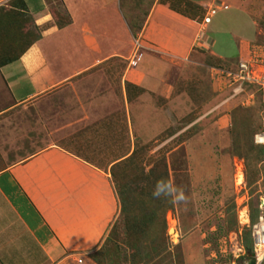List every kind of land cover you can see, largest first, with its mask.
<instances>
[{
	"label": "rangeland",
	"instance_id": "rangeland-1",
	"mask_svg": "<svg viewBox=\"0 0 264 264\" xmlns=\"http://www.w3.org/2000/svg\"><path fill=\"white\" fill-rule=\"evenodd\" d=\"M145 2L126 16L133 34ZM169 3L184 8L182 0ZM9 5L0 0V62L20 50L24 29H31L28 19L24 26L21 17L10 22ZM233 7L218 9L207 26L247 30ZM249 11L257 36L246 60L262 79L264 0H252ZM222 33L207 35L225 46ZM131 43L119 60L93 67L83 83L8 112L0 123V168L55 143L108 172L118 203L106 232L112 240L78 254L77 264H247L254 257L253 226L264 211V89L226 74L235 62L196 49V74H160L149 95L124 79L123 91L121 75L141 65L129 63L141 49ZM225 54L236 56L235 47ZM158 180L174 181L186 199L154 197ZM255 264H264V256Z\"/></svg>",
	"mask_w": 264,
	"mask_h": 264
},
{
	"label": "crops",
	"instance_id": "crops-1",
	"mask_svg": "<svg viewBox=\"0 0 264 264\" xmlns=\"http://www.w3.org/2000/svg\"><path fill=\"white\" fill-rule=\"evenodd\" d=\"M2 1L24 14L36 35L14 61L0 65V123L16 107L83 83L93 67L119 60L131 42L141 46L134 67L141 65L121 75V88L129 83L149 95L160 74H196V49L236 64L248 58L247 48L257 36L252 0H185L201 17L170 8L169 0H146L135 34L126 16L140 8L138 0L137 5L131 0ZM230 5L242 13L247 30L207 26L218 9ZM222 30L236 56L226 55L229 48L216 46L207 35ZM0 154L4 157L1 141ZM117 212L107 171L59 144L42 147L0 168V264H77L78 254L104 239Z\"/></svg>",
	"mask_w": 264,
	"mask_h": 264
},
{
	"label": "built area",
	"instance_id": "built-area-1",
	"mask_svg": "<svg viewBox=\"0 0 264 264\" xmlns=\"http://www.w3.org/2000/svg\"><path fill=\"white\" fill-rule=\"evenodd\" d=\"M213 10H209L203 17V21L207 22ZM134 58V59H133ZM130 59L129 63H135L136 57ZM226 74H232V78L234 80L243 82H253L258 84L260 87L264 89V77L262 79L256 78L251 71L250 62L249 60H242L236 64V70L234 72L227 71ZM253 236L255 239L253 251H254V258H262L264 256V211L258 216L257 222L253 226Z\"/></svg>",
	"mask_w": 264,
	"mask_h": 264
},
{
	"label": "trees",
	"instance_id": "trees-1",
	"mask_svg": "<svg viewBox=\"0 0 264 264\" xmlns=\"http://www.w3.org/2000/svg\"><path fill=\"white\" fill-rule=\"evenodd\" d=\"M161 1H164V0H161ZM183 1V3H184V8H183V10H185L186 9V11H183L182 9H177V8H173V7H171L170 6V3H169V7L170 8H172V9H175V10H178V11H182V12H180V13H187V11L188 12H195V13H199L200 11H198L197 12V9H196V7H194L191 3H189L188 1H185V0H182ZM21 5V4H20ZM187 5H190L191 7L190 8H187ZM20 14V12L18 11V10H12L11 9V16H10V22L11 21H13V23H15L16 21H15V18L13 19V17H16V18H18V15ZM188 15H191V14H189V13H187ZM14 15H16V16H14ZM21 16V18H23L24 16V14H20ZM198 15H200V17H201V13H199ZM25 18V17H24ZM23 18V23H19L21 26H24L25 25V23H24V21H25V19ZM28 18H26V20H27ZM17 23V22H16ZM24 30H27V32L29 31V33H27L26 35H25V37H26V39H25V42H23L24 44L22 45V47L20 48V50L19 51H16V53H15V55L13 56V57H11V58H6L5 60H3V62H0V65H3V64H5V63H9V62H11V61H14L16 58H17V56H18V54L21 52V51H23V49L27 46V44L28 43H30V41H32L34 38H35V32L32 30V29H29L28 27L26 28V29H24ZM238 63V62H237ZM236 63V64H237ZM119 195H120V193H119ZM119 198H120V210H119V213H122L123 211H124V204H123V198L121 197V196H119ZM254 215H256V212L254 213ZM116 221V219L115 220H113V222L111 223V227L113 226V223ZM110 227V228H111ZM130 233H128L127 234V237H129L130 235H129ZM104 240L105 241H110V240H112V238H111V232H109L108 231V233L106 234V236L104 237ZM249 251V249L247 248V252ZM250 252V251H249Z\"/></svg>",
	"mask_w": 264,
	"mask_h": 264
},
{
	"label": "clouds",
	"instance_id": "clouds-1",
	"mask_svg": "<svg viewBox=\"0 0 264 264\" xmlns=\"http://www.w3.org/2000/svg\"><path fill=\"white\" fill-rule=\"evenodd\" d=\"M152 194L156 198H160L161 196L170 197L173 203L186 199L183 188L177 186L172 180H158Z\"/></svg>",
	"mask_w": 264,
	"mask_h": 264
},
{
	"label": "water",
	"instance_id": "water-1",
	"mask_svg": "<svg viewBox=\"0 0 264 264\" xmlns=\"http://www.w3.org/2000/svg\"><path fill=\"white\" fill-rule=\"evenodd\" d=\"M255 258L254 257H251L249 260H248V262H247V264H255Z\"/></svg>",
	"mask_w": 264,
	"mask_h": 264
},
{
	"label": "bare ground",
	"instance_id": "bare-ground-1",
	"mask_svg": "<svg viewBox=\"0 0 264 264\" xmlns=\"http://www.w3.org/2000/svg\"><path fill=\"white\" fill-rule=\"evenodd\" d=\"M257 260H260V258H257Z\"/></svg>",
	"mask_w": 264,
	"mask_h": 264
}]
</instances>
